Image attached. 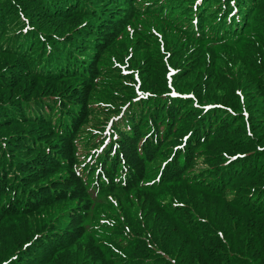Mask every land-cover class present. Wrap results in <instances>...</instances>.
Segmentation results:
<instances>
[{"label":"trees","instance_id":"1","mask_svg":"<svg viewBox=\"0 0 264 264\" xmlns=\"http://www.w3.org/2000/svg\"><path fill=\"white\" fill-rule=\"evenodd\" d=\"M259 221L264 0H0V264H264Z\"/></svg>","mask_w":264,"mask_h":264},{"label":"rangeland","instance_id":"2","mask_svg":"<svg viewBox=\"0 0 264 264\" xmlns=\"http://www.w3.org/2000/svg\"><path fill=\"white\" fill-rule=\"evenodd\" d=\"M263 224H264V221H262V222L259 221L257 225L263 226ZM244 232H249V230H244ZM238 246H242V243H240V241L235 244L234 248H236ZM250 255L254 257L252 252H250ZM238 260L241 261V258H239Z\"/></svg>","mask_w":264,"mask_h":264}]
</instances>
